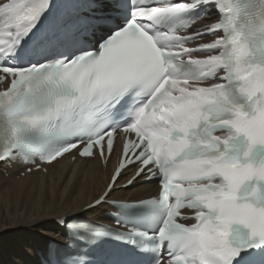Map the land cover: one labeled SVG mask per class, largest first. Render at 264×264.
<instances>
[{
    "label": "snow or ice",
    "instance_id": "6c2138e0",
    "mask_svg": "<svg viewBox=\"0 0 264 264\" xmlns=\"http://www.w3.org/2000/svg\"><path fill=\"white\" fill-rule=\"evenodd\" d=\"M5 81L0 163L117 156L86 211L118 227L61 217L38 264H264V0L0 2ZM145 183L156 198L111 199Z\"/></svg>",
    "mask_w": 264,
    "mask_h": 264
},
{
    "label": "bare ground",
    "instance_id": "6f19581e",
    "mask_svg": "<svg viewBox=\"0 0 264 264\" xmlns=\"http://www.w3.org/2000/svg\"><path fill=\"white\" fill-rule=\"evenodd\" d=\"M210 22L205 20L200 26ZM67 164L71 167L57 163L48 167V174L34 173L19 181L17 175L22 170L19 166L13 169L0 166V264H38L46 247L56 240L63 242L67 236L65 227L57 223L61 217L80 213L81 217L109 220V204L96 211H86L104 191L107 172L98 160L85 162L76 169ZM9 179L14 183L7 184ZM149 187L151 183L121 189L111 199H146L150 197L145 192Z\"/></svg>",
    "mask_w": 264,
    "mask_h": 264
},
{
    "label": "rangeland",
    "instance_id": "374dc122",
    "mask_svg": "<svg viewBox=\"0 0 264 264\" xmlns=\"http://www.w3.org/2000/svg\"><path fill=\"white\" fill-rule=\"evenodd\" d=\"M18 181H19V179H17ZM16 180V181H17ZM8 182V181H7ZM10 183H14V181L12 182V179H9V183H7V184H10Z\"/></svg>",
    "mask_w": 264,
    "mask_h": 264
}]
</instances>
